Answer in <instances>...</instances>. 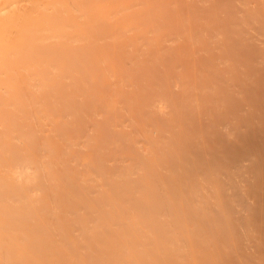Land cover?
Here are the masks:
<instances>
[{
  "label": "bare ground",
  "instance_id": "6f19581e",
  "mask_svg": "<svg viewBox=\"0 0 264 264\" xmlns=\"http://www.w3.org/2000/svg\"><path fill=\"white\" fill-rule=\"evenodd\" d=\"M262 80L264 0H0V264H264Z\"/></svg>",
  "mask_w": 264,
  "mask_h": 264
},
{
  "label": "rangeland",
  "instance_id": "374dc122",
  "mask_svg": "<svg viewBox=\"0 0 264 264\" xmlns=\"http://www.w3.org/2000/svg\"><path fill=\"white\" fill-rule=\"evenodd\" d=\"M240 53L242 52V51H239ZM239 52H237V53H235V54H239ZM241 54H239L238 56H240ZM238 56L236 55L235 57H237V58H235L236 60L238 59ZM240 58H243V55L240 57ZM238 60H240V59H238ZM260 60V58L259 59H257V61L254 63V62H252L251 63V65H250V67H251V70H253L254 68H258V65H260L259 67H261V64L263 65V63H258V61ZM259 62H263L262 60H260ZM254 64V65H253ZM257 65V66H256ZM240 67H242V65L240 66ZM239 67V68H240ZM246 67V66H245ZM245 67H242L241 69H238L237 68V71L239 72V74H241V72H243L242 70H244L245 69ZM249 66H248V68H250ZM250 70V71H251ZM222 74H224V71H222ZM259 83H261L262 85H258V86H256V87H259L260 89H258V88H256V87H253V86H250V88H247V89H244V90H241V92L242 93H244L245 92V94L247 95V93L249 94V97L247 96V98H253V95L254 94H256V96L254 95V98L255 97H259L258 98V100L259 99H262V98H264V84H263V80L262 81H260ZM257 85V84H256ZM252 87L254 88V89H252ZM251 89H252V91H253V93L251 92ZM254 90H257V92L255 93L254 92ZM263 90V91H262ZM234 92V91H233ZM233 92H231V94L233 93ZM259 92V93H258ZM257 93H258V95H257ZM231 94H229V95H231ZM245 94H242V95H245ZM229 95H225L224 97H218V99H219V101H220V103H222V102H224L225 100H228V98L230 97ZM251 95V96H250ZM261 96V97H260ZM227 98V99H226ZM256 99V98H255ZM210 101V100H209ZM191 101H190V99H188V104L190 103ZM211 103H214L215 104V100L214 99H212L211 101H210ZM193 103H191V105H188V109H189V107H190V109H191V106H194V105H192ZM227 105H232V104H230L229 102H227ZM207 108H208V104H207V106H206ZM193 108V107H192ZM185 110V109H184ZM187 110V109H186ZM191 110H193V109H191ZM191 110L189 111V110H187V111H189V112H191ZM206 110V109H205ZM187 111H186V114H187ZM190 113H188L187 114V116L189 115ZM192 114V113H191ZM187 116H185L184 117V119H185V121H186V124H188L189 125V127H190V134L191 135H195V134H193V133H195V130L191 127V126H193V127H195L194 125H195V123H193V121H192V119L191 118H193V117H191V116H189V117H187ZM191 117V118H190ZM195 121H196V118H195ZM194 121V122H195ZM197 124V123H196ZM171 134H170V132H169V135H167V138H170V139H168V141L169 140H172L171 139V136H170ZM166 142H167V139H166ZM168 143V142H167ZM167 143H165L164 145L166 146L167 145ZM185 145H187L186 143H185ZM163 146V145H162ZM164 146V147H165ZM163 147V148H164ZM167 147V146H166ZM161 148V147H160ZM161 151V150H160ZM157 152H158V150H157ZM156 152V153H157ZM159 153V157H160V155H162V153H160V152H158ZM264 183V182H263ZM252 230H254V231H256L257 229H252ZM259 230V229H258ZM261 252H263L264 253V248H262L261 250H260V254H261ZM259 253L258 254H256L259 258H257L258 260L259 259H261L260 258V255H259ZM262 253V254H263ZM262 254H261V257H262ZM255 260H256V257L254 256L253 257Z\"/></svg>",
  "mask_w": 264,
  "mask_h": 264
}]
</instances>
